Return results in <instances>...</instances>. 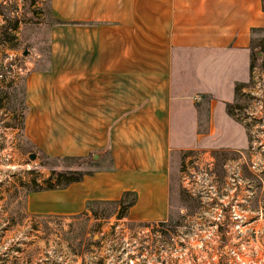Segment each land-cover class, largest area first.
<instances>
[{
  "label": "crops",
  "instance_id": "0c3cea01",
  "mask_svg": "<svg viewBox=\"0 0 264 264\" xmlns=\"http://www.w3.org/2000/svg\"><path fill=\"white\" fill-rule=\"evenodd\" d=\"M48 6V57L45 67L27 70L22 137L49 158L92 156L99 166L65 188L34 191L31 175L1 187L0 223L20 213L25 221L90 214L92 205L117 204L127 193L135 197L129 221L165 222L173 167L182 151L193 150L184 144L188 119L207 103L215 129L199 136L242 134L227 106L248 81L252 46L264 31V0H48ZM48 177L35 181L43 185Z\"/></svg>",
  "mask_w": 264,
  "mask_h": 264
},
{
  "label": "rangeland",
  "instance_id": "374dc122",
  "mask_svg": "<svg viewBox=\"0 0 264 264\" xmlns=\"http://www.w3.org/2000/svg\"><path fill=\"white\" fill-rule=\"evenodd\" d=\"M49 12L48 0H0V188L27 175L38 179L72 169L91 174L99 166L93 158L89 162L49 158L34 152L22 137L25 78L31 64L46 65L47 30L53 19ZM227 107L231 125L242 129L240 136L235 131L199 136L215 129L208 123L207 103L184 124L188 138L184 144L194 151L178 155L172 172L171 212L164 223L151 227L119 219L118 207L110 203L92 205L97 215L25 221L20 213L15 221L0 223V264H230L232 248L240 254L251 252L254 264H264V31L252 46L248 81L236 87L235 100ZM249 146L254 147L256 165L254 244L248 234L235 232L232 220L216 232L211 224H219L215 219L219 212L199 199L202 182L196 179L193 197L185 180L187 156L204 148L215 150L220 155L217 162L228 165L224 202L232 200L235 186H242L247 197L246 179L241 180L237 167L251 164ZM206 158L212 160L210 154ZM16 210L21 211V206ZM224 229L227 234L221 233ZM242 244L247 245L245 250Z\"/></svg>",
  "mask_w": 264,
  "mask_h": 264
},
{
  "label": "flooded vegetation",
  "instance_id": "af4514ba",
  "mask_svg": "<svg viewBox=\"0 0 264 264\" xmlns=\"http://www.w3.org/2000/svg\"><path fill=\"white\" fill-rule=\"evenodd\" d=\"M189 151L193 152L194 149ZM209 151L212 153H208ZM214 152L215 150H208L207 148H204L203 150H200V153H193L191 155L189 154L190 156H187L188 163L185 166V174L189 179L187 190L188 194L190 195L197 186L195 182L196 179H200V181L202 182L201 187L203 188V191L200 193L201 196H199V199H201L202 204H204L205 201L208 202L206 203V206H209L211 210H216L217 212H220L221 210L226 219H228L232 207L236 205L237 209L240 212L247 210L249 211V217L251 219H255L256 165L253 162V156L255 154L254 147L250 148L249 146L248 148V153L251 157V159H249L251 161V164L243 163L237 167L240 172L241 180L246 179V182L244 180L243 181L244 184H247V192L249 195L245 197L243 195L245 192L244 188L242 186L237 188V186L234 185L235 195L232 197L231 201L226 203L224 202V200L227 199V197L224 195V192H226L227 190L223 187V181L227 177L228 165L222 162H217L220 155H216V153ZM208 154H210L211 156V161L206 158ZM203 159L204 163L202 162ZM239 159L241 160V157ZM238 183L240 182L238 181ZM191 195L195 196V194ZM220 203H225L226 206H220Z\"/></svg>",
  "mask_w": 264,
  "mask_h": 264
},
{
  "label": "built area",
  "instance_id": "2783aa9c",
  "mask_svg": "<svg viewBox=\"0 0 264 264\" xmlns=\"http://www.w3.org/2000/svg\"><path fill=\"white\" fill-rule=\"evenodd\" d=\"M185 180H186V183L188 184L189 183L188 179L185 178ZM196 185H197V183H196ZM219 205L224 206V207L226 206L225 203H220ZM219 209H220V207H219ZM215 219L218 220L219 224H211V226L214 227L213 229H215L216 232L219 230L220 227H222V228L228 227V222H230V220H232V225L235 229V232L238 235L248 234L249 236L252 237L251 244H254L257 231L255 228V219H251L249 217V211L245 210L243 212H240L237 209V206L235 205L230 210V214H229L228 219L225 218V215L222 213L221 210ZM223 221H226L223 224L224 226L222 225ZM161 223H164V222H161ZM156 224H158V223H153V224H148V225L153 227ZM147 230H149V228H147ZM224 232L227 234L228 230L224 229V231H222L221 233L224 234ZM208 233H211V231H208ZM241 246L245 250V247L247 245L242 244ZM230 256L232 258V260H231L232 262L230 264H233V263L234 264H254V254L251 252H247L246 255L244 253L240 254L237 248H232L230 250ZM207 264H210V263H207Z\"/></svg>",
  "mask_w": 264,
  "mask_h": 264
},
{
  "label": "trees",
  "instance_id": "16d2710c",
  "mask_svg": "<svg viewBox=\"0 0 264 264\" xmlns=\"http://www.w3.org/2000/svg\"><path fill=\"white\" fill-rule=\"evenodd\" d=\"M252 68V66H251ZM26 112V107L24 108L23 118L24 114ZM23 124V123H22ZM92 156L76 159L78 162L84 161L89 162L91 161ZM85 175H88L87 173H82L78 170L72 169V170H65V171H53L51 175L44 181L43 185H39L35 179L32 180V190L34 191H40V190H54V189H60L65 188L72 183L80 182ZM132 198V199H131ZM135 197L127 193L123 197V199L115 204L119 208L118 217L119 219H122L127 216L128 209L134 204ZM91 213L93 215H97L91 206Z\"/></svg>",
  "mask_w": 264,
  "mask_h": 264
},
{
  "label": "water",
  "instance_id": "95a60500",
  "mask_svg": "<svg viewBox=\"0 0 264 264\" xmlns=\"http://www.w3.org/2000/svg\"><path fill=\"white\" fill-rule=\"evenodd\" d=\"M31 158H32V159H34V158H35V156H34V155H32V156H31Z\"/></svg>",
  "mask_w": 264,
  "mask_h": 264
}]
</instances>
